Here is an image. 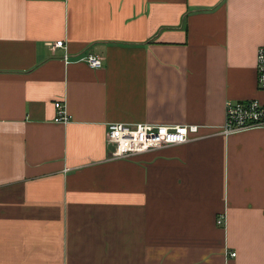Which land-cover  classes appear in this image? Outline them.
<instances>
[{
    "label": "crops",
    "instance_id": "1",
    "mask_svg": "<svg viewBox=\"0 0 264 264\" xmlns=\"http://www.w3.org/2000/svg\"><path fill=\"white\" fill-rule=\"evenodd\" d=\"M263 40L264 0H0V264H264V129L219 131ZM110 122L198 132L111 158Z\"/></svg>",
    "mask_w": 264,
    "mask_h": 264
},
{
    "label": "built area",
    "instance_id": "2",
    "mask_svg": "<svg viewBox=\"0 0 264 264\" xmlns=\"http://www.w3.org/2000/svg\"><path fill=\"white\" fill-rule=\"evenodd\" d=\"M50 50L65 49L62 40H56L48 45ZM63 61L68 62L67 54L62 55ZM89 67L101 66L102 59L98 55L87 54L81 58ZM255 79L258 98L241 101L226 100L223 107V122L219 131L230 134L237 131L264 129V40L255 52ZM54 118L56 123H66L68 115L62 102L54 101ZM195 124L164 125L147 122L126 124L110 122L107 124L105 142L112 146L111 158H125L151 149L186 142L192 135L197 134ZM222 217L216 219L220 224ZM234 253H230L233 256Z\"/></svg>",
    "mask_w": 264,
    "mask_h": 264
}]
</instances>
